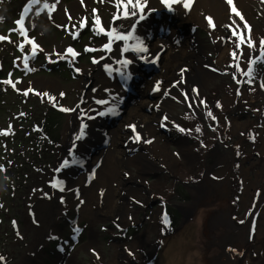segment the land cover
I'll return each instance as SVG.
<instances>
[{"label":"rangeland","instance_id":"rangeland-1","mask_svg":"<svg viewBox=\"0 0 264 264\" xmlns=\"http://www.w3.org/2000/svg\"><path fill=\"white\" fill-rule=\"evenodd\" d=\"M241 1L240 15L232 2L222 20L199 15L180 30L191 65L210 73L206 84L180 78L150 131L121 138L118 165L86 163L79 150L90 133L102 144L96 129L120 120L142 74L153 77L157 67L132 77L133 62L117 63L125 42L104 50L109 38L95 20L127 34L138 18L114 20L116 0H0V264H264V63H252L264 50V0ZM167 10L147 0L134 36L148 19L153 31ZM140 157L154 171L139 176L131 161ZM105 177L123 183V218L95 214L92 192L107 193Z\"/></svg>","mask_w":264,"mask_h":264},{"label":"bare ground","instance_id":"bare-ground-1","mask_svg":"<svg viewBox=\"0 0 264 264\" xmlns=\"http://www.w3.org/2000/svg\"><path fill=\"white\" fill-rule=\"evenodd\" d=\"M235 1L236 2H233L237 11L241 8L246 9L241 0ZM228 5L229 3L227 0H192L190 7L187 9L183 7V10H180L179 8L176 13L172 9L167 10L169 13H165L164 21L157 22L156 26L153 27V31L146 24L147 22L152 23L151 19H148L147 22H143L140 25L138 37L144 40L148 52L137 54L131 50L127 53H122V51H120V55L126 59L131 55L130 60L134 63V73L132 77L136 76V72L142 73L144 69L150 65L157 67V74L153 77H145L142 74L136 100L126 105L124 112L121 113L120 120L113 124L112 127L108 125V127L102 126L100 131L96 129V133L100 136L99 140L102 144H98L95 132L93 135L90 133V136L87 137V141L84 143V148L79 150V159L84 158V161L89 164L90 161L92 164L93 161L99 162L102 160L104 161V159H112L115 161V164L118 162V165L125 164L120 157L123 155L118 148L119 141L122 137L125 139L129 136L134 137L135 132L136 135L139 134V132L141 133V129L147 130L148 132L150 131V127H152L150 122L155 116L156 111L159 110V103L162 105L165 104V97L174 90L180 78L184 81L186 80L187 84L192 87L195 86L196 81L197 88H200L201 84H206L207 75L210 73L207 71V68H204L203 71L206 72L204 73L194 68V65H191L192 53L188 51V45L180 42L178 34L180 30L190 31L193 28L192 20L199 15L207 19L208 22L209 18L219 20L221 17L222 20V14L227 10ZM153 60H155V62H152ZM185 62L188 63L189 69L184 70L182 68ZM86 74L91 75V69L86 70ZM178 77L179 79L175 80ZM151 113L153 115L149 116ZM133 125L135 126V132L133 131L132 134H130L129 130H132L131 126ZM91 146L93 147V160L87 149ZM114 152L116 153L115 155H113ZM131 162L139 164V168L141 169L138 172L139 176L142 175L145 170L154 171L149 160L145 158L142 159L140 157ZM133 178L135 182H141L137 177ZM101 183L103 185L102 189H106L107 193L104 192V194H102V191H98L99 189L93 186V188H95L92 192V197L98 198L101 207V210L98 212L96 211L95 214L105 218L118 216H122L123 218L125 203L123 199H121L122 181L119 180L118 177L116 180L105 177ZM114 184L117 186L116 189H112ZM74 187L75 186L72 185V188ZM136 188H138V184ZM87 189L89 188H82L81 190L85 193ZM142 190H144V188H142ZM106 196L108 197L107 199H105ZM50 222L51 218L45 217V224L47 225ZM111 264L117 263L113 261Z\"/></svg>","mask_w":264,"mask_h":264},{"label":"snow or ice","instance_id":"snow-or-ice-1","mask_svg":"<svg viewBox=\"0 0 264 264\" xmlns=\"http://www.w3.org/2000/svg\"><path fill=\"white\" fill-rule=\"evenodd\" d=\"M34 2H39V0H34ZM161 2L163 4H165L170 10L172 9V6L174 4H180L183 7H185L186 9L190 7L192 0H161ZM227 2L231 5L233 0H227ZM147 6V0H116V7L118 9V12L116 15H114L113 19L114 20H118L121 18H138L136 19L135 23H133L132 25V30L127 32V34H124L120 31H118V29L116 27H110V28H105V26L102 25L99 16L96 17L95 20V24L98 26L95 30L98 32V34H105L108 38H109V42L106 43L104 45V50L107 51H111L112 50V43L113 41H124V47L122 49V53H127L130 50L132 52H135L137 54L139 53H147L148 52V48L145 46L144 44V40L140 37L134 36V32H135V28H136V24L139 23V21L144 20L145 17V8ZM45 7H47V5H45ZM54 8V5H53ZM123 8V11L121 12L120 9ZM232 11L236 14V15H240V13L236 10L235 7L232 8ZM241 19H243V17L241 16ZM86 21L84 23L81 24V27H83L85 25ZM17 24L20 25L21 29L24 30V19L23 17H21L20 20L17 21ZM209 24H212V20L209 18ZM247 27V25H245ZM233 35H236V33L234 32ZM0 39H5V37H0ZM132 39H136V43L129 45L127 42L129 40ZM240 42L241 43H245L244 37L241 36L240 37ZM34 44V42H33ZM247 44L248 47H255V45L252 43V38L251 36L248 37L247 40ZM260 45L261 48L264 49V39H262L260 41ZM38 47L34 44V50H33V55H35V48ZM92 49H86V51H91ZM67 53H71L73 56L77 55V53H75L73 51L72 48L67 49ZM233 55H235V53H233ZM63 58V57H61ZM103 58V57H102ZM158 59V57H157ZM96 62V61H94ZM133 61L129 60V59H123L120 61H117V63L123 65L124 68H127V66L129 64H131ZM152 62H155V60H153ZM258 62L264 63V50L261 51V57L258 60H253L252 63L256 64ZM25 67H27V59L25 60ZM108 67V66H106ZM117 71H120L119 69H117ZM252 69H249V75H251ZM121 76L124 80L130 79V75L126 74L124 72H121ZM5 83H10V81H5ZM262 87H264V85H262ZM158 90V87H157ZM27 94V93H25ZM45 96H47V93L44 94ZM61 96H63V93H61ZM53 99L54 98H50ZM97 103H105V101H97ZM64 111H68L69 109H62ZM108 113H112L115 114V108H109L108 109ZM99 115L103 116L106 115L107 113L105 112H100L98 113ZM209 115H211V113H209ZM92 118V117H90ZM86 127V126H85ZM133 131L135 132V126H131ZM199 130V129H197ZM81 135H83V129L81 131ZM81 137H77V139H80ZM136 140L140 139L139 134H137L135 136ZM150 142V141H149ZM77 162L75 160V158L73 159V163ZM68 165V161L65 160L63 166Z\"/></svg>","mask_w":264,"mask_h":264}]
</instances>
